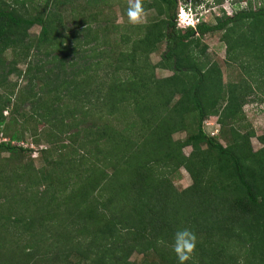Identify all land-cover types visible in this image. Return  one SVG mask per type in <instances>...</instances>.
Masks as SVG:
<instances>
[{"label": "trees", "instance_id": "16d2710c", "mask_svg": "<svg viewBox=\"0 0 264 264\" xmlns=\"http://www.w3.org/2000/svg\"><path fill=\"white\" fill-rule=\"evenodd\" d=\"M33 1L0 0V264H178L184 228L189 264H264V134L244 111L264 100V0L186 29L181 0H143V24L105 13L129 0ZM213 34L235 81L208 52ZM39 130L36 167L21 142ZM182 169L192 183L179 189Z\"/></svg>", "mask_w": 264, "mask_h": 264}, {"label": "rangeland", "instance_id": "374dc122", "mask_svg": "<svg viewBox=\"0 0 264 264\" xmlns=\"http://www.w3.org/2000/svg\"><path fill=\"white\" fill-rule=\"evenodd\" d=\"M232 1L236 2L237 0H226L224 1L223 5H220V6H213V5L209 6L211 4V0H196V1L187 0V2L181 0L179 2V8L177 11V21H176L177 26L180 29H186L188 27H192L194 23V16L187 17L186 15L184 16L182 15L183 14L182 11L183 9H186V7H188V9L191 8L193 10V13L197 14L196 17H199L201 18V20H205L207 22L212 23L214 21V18L216 17L215 15L219 14L220 8L225 10V7H226L228 11H230V8H232V10L234 9L232 5V3L234 4V2ZM44 2L45 0H34L32 2V6H38V5L43 4ZM76 5H79V4H76ZM125 11L127 10L122 9L120 5H116L113 9L105 7V13L107 15L110 14V17L115 19L117 23H124L126 21H129V19L127 18L128 16L125 17L124 15ZM151 15H154L153 11L145 13V18L143 22L140 24L145 23L148 17ZM181 16H183V18H181ZM185 17L187 18L186 22H183V19ZM70 23H72L71 20H70ZM68 27H73V25L70 24ZM39 33H40L39 26H35L31 29V34L33 36H38ZM203 41L209 47L208 52L210 56L215 61H218L220 63L223 69L224 81L226 83H229L231 81H235L236 79H238L239 72L235 71L234 69H230L225 63L226 49H225V45L220 41V34L207 35L205 36ZM164 50H165V45H163L157 53L151 56V60L154 64L158 63L161 60V54ZM20 68L25 69V65L20 64ZM171 74L172 72L169 70H164V69L157 70L158 77H167V76H170ZM10 80L13 83H15L18 80V78L16 76H12ZM19 83L23 84L24 82L22 83V80H19ZM252 97L253 99L256 98L257 100H255L254 102H249V104L245 106L244 111H245L248 121L252 124V126L256 130L257 135L259 136V135L264 134V100H259V99H262V95L260 93L256 94V96H251V98ZM5 114L7 115L8 112H5ZM217 119L218 118L216 117H212L210 120H207L209 124L204 127L208 134L212 135L211 133L217 132L215 134L218 135V131H214L216 129H219L218 128L219 122ZM40 134H41L40 130L38 134L36 135H31L30 133H28L22 140L23 142H21V145H23V147H27V148L29 147L30 149H32L31 152L26 153L24 157V161L29 162L32 160L36 167H40L41 164L43 163V160L41 158L42 155L40 153L41 149H46L47 147H49L43 137L40 141L37 139V138L40 139L39 137ZM185 138H186V134L184 133H178L175 135V139H185ZM4 139L6 141L9 140L8 138L6 139V136L3 133L0 134V140L4 141ZM36 140H38V142H36ZM252 143L255 149H259L261 147L257 138H253ZM191 150L192 148L190 147L186 148L185 149L186 154H189ZM0 157H1L0 166L1 168H3L4 162H2L1 160L2 158L8 159L9 154L8 153H4L2 155L0 154ZM12 165H16V163L13 161H10V164H8L5 167L7 168V170H9ZM191 183L192 181H191L189 174L184 169H182L180 175L175 179L176 186L179 189H183V188L188 187ZM140 258L141 256L135 254L132 257V260L136 261V260H140Z\"/></svg>", "mask_w": 264, "mask_h": 264}, {"label": "clouds", "instance_id": "9594fccd", "mask_svg": "<svg viewBox=\"0 0 264 264\" xmlns=\"http://www.w3.org/2000/svg\"><path fill=\"white\" fill-rule=\"evenodd\" d=\"M127 16L132 24H140L145 18L143 0H129ZM177 257L178 264L194 262L197 248L196 234L188 228L178 230L171 245Z\"/></svg>", "mask_w": 264, "mask_h": 264}, {"label": "built area", "instance_id": "2783aa9c", "mask_svg": "<svg viewBox=\"0 0 264 264\" xmlns=\"http://www.w3.org/2000/svg\"><path fill=\"white\" fill-rule=\"evenodd\" d=\"M225 10H226V12L229 14V15H232V13H233V10H232V8H230V11H228L227 9H226V7H225ZM183 16L184 15H186L187 17L188 16H194V23H193V25L192 26H196L197 25V23H199L200 21H201V18H199V17H196V15L197 14H195V13H193V10L191 9V8H189L188 9V7H186V9H183ZM183 16H181V18H183ZM196 17V18H195ZM186 17L183 19V22H186ZM196 19V20H195ZM209 123H208V121H206L205 122V126L206 125H208ZM219 127V126H218ZM214 131H219L218 129H216V130H214ZM215 133H217V132H213V133H211L212 135L211 136H215L216 134Z\"/></svg>", "mask_w": 264, "mask_h": 264}]
</instances>
